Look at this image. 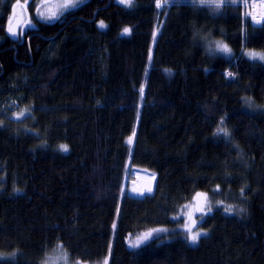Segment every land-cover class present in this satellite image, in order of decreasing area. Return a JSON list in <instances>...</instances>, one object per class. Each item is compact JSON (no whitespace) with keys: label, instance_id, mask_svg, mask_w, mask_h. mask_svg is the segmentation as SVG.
I'll return each instance as SVG.
<instances>
[{"label":"trees","instance_id":"obj_1","mask_svg":"<svg viewBox=\"0 0 264 264\" xmlns=\"http://www.w3.org/2000/svg\"><path fill=\"white\" fill-rule=\"evenodd\" d=\"M255 1L88 0L12 39L16 0H0V264L58 247L85 264H264ZM134 170L150 194L125 191Z\"/></svg>","mask_w":264,"mask_h":264},{"label":"rangeland","instance_id":"obj_2","mask_svg":"<svg viewBox=\"0 0 264 264\" xmlns=\"http://www.w3.org/2000/svg\"><path fill=\"white\" fill-rule=\"evenodd\" d=\"M87 1L88 0H16L8 18L6 33L12 39H22L23 33L26 30L35 27V21L52 24L56 22L62 14L75 10ZM116 1L118 2V0ZM259 3L261 4L262 18L264 15V2L259 1ZM251 12L250 14L252 16L253 13ZM220 45L226 46L224 43ZM217 50L221 52L224 57L230 58L231 52L229 49L228 52L221 50V48H217ZM243 56L251 62L264 63V59H261V57L264 56V52L245 51ZM254 109L256 112L264 114V106H255ZM143 182L144 185L141 186ZM124 188L130 196L134 197H143L146 194H150L152 188L151 175L143 171L134 170L131 173V177L125 180ZM193 232H198V230L194 229ZM199 237L195 243L190 241L191 245H197ZM58 248L59 250L48 254L41 264H85L71 260L61 247ZM4 257L3 254H0V260H3Z\"/></svg>","mask_w":264,"mask_h":264},{"label":"snow or ice","instance_id":"obj_3","mask_svg":"<svg viewBox=\"0 0 264 264\" xmlns=\"http://www.w3.org/2000/svg\"><path fill=\"white\" fill-rule=\"evenodd\" d=\"M119 3L124 4L126 7H130L132 0H118ZM172 2H175V0H172ZM71 6H75V5H71ZM157 7H161L159 0H157ZM217 7H219V4H217ZM100 27L103 28L105 27V25L103 24V22H101ZM129 29L125 28L124 29V33H128ZM218 48H221V50L228 52V48L227 46H221V45H217ZM261 59H264V56L261 57ZM229 75H231L229 73ZM143 94V88H141V95ZM21 115H23V113H21ZM20 117L17 116V119H19ZM221 124H223V121H221ZM223 134L224 136H228L229 132L227 131V129L224 128H219L217 131V134ZM60 150L61 151H67V145H60ZM243 192V190H242ZM199 195V194H198ZM209 211H211V208L208 209ZM232 207L231 206H226L225 207V211L231 213L232 212ZM244 209H240V211H243ZM195 226V222L193 221V227ZM185 231H187L189 233V239L192 243H195L200 235L199 232H193L192 231V227H186ZM148 234L145 235V238L147 237ZM131 246H136V245H131Z\"/></svg>","mask_w":264,"mask_h":264},{"label":"bare ground","instance_id":"obj_4","mask_svg":"<svg viewBox=\"0 0 264 264\" xmlns=\"http://www.w3.org/2000/svg\"><path fill=\"white\" fill-rule=\"evenodd\" d=\"M214 5V4H213ZM244 7H246V9H251V13H253L252 14V16H251V14H249L250 15V17H252L254 20H260L261 19V4L259 3V1H255V2H253L252 4H249V5H246V6H244ZM224 54V53H223ZM230 75H228L227 77H229ZM154 182V181H153ZM153 187V186H152Z\"/></svg>","mask_w":264,"mask_h":264}]
</instances>
